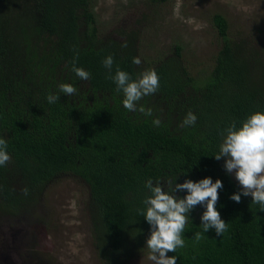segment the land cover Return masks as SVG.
Listing matches in <instances>:
<instances>
[{"label":"trees","instance_id":"obj_1","mask_svg":"<svg viewBox=\"0 0 264 264\" xmlns=\"http://www.w3.org/2000/svg\"><path fill=\"white\" fill-rule=\"evenodd\" d=\"M211 22L220 47L202 75H191L178 44L172 55L133 64L139 57L135 32L100 36L88 0H0V138L11 156L0 167V198L32 204L58 175L73 177L85 187L97 257L125 264L151 235L140 215L149 180L220 179L216 209L228 230L222 236L214 229L203 233L206 209L198 205L182 233L184 247L167 255L176 256V264H264V211L251 196L239 203L230 199L240 188L223 158H214L231 123L239 128L249 115L264 113V64L254 46L229 38L220 14ZM109 55L112 75L119 68L135 80L155 70L159 90L138 102L151 116L123 107V93L102 63ZM74 59L90 73L89 81L72 71ZM60 84H71L77 94L59 93ZM50 94L60 100L49 104ZM189 111L196 123L181 127ZM157 118L159 127L152 123Z\"/></svg>","mask_w":264,"mask_h":264},{"label":"rangeland","instance_id":"obj_2","mask_svg":"<svg viewBox=\"0 0 264 264\" xmlns=\"http://www.w3.org/2000/svg\"><path fill=\"white\" fill-rule=\"evenodd\" d=\"M88 1L100 36L135 32L141 61L172 55L178 44L188 72L202 75L220 47L211 22L217 13L229 38L254 46L264 64V0ZM85 204L83 183L69 175H58L32 204L0 199V264H106L96 255ZM148 256L145 247L125 264H153Z\"/></svg>","mask_w":264,"mask_h":264},{"label":"clouds","instance_id":"obj_3","mask_svg":"<svg viewBox=\"0 0 264 264\" xmlns=\"http://www.w3.org/2000/svg\"><path fill=\"white\" fill-rule=\"evenodd\" d=\"M122 47H127L126 41ZM132 62L137 66L142 63L139 57H134ZM102 63L108 69V78L113 80L117 91L123 93V107L129 112L139 111L151 116V109L138 107V102L159 90V77L155 70L143 71L134 80L128 72L119 68L114 75L111 74L114 63L111 55ZM72 71L80 80H90V73L76 67L75 59L72 61ZM58 87L59 93L65 96L77 94L76 87L71 84H60ZM60 96L50 94L47 96V101L49 104L56 103L60 100ZM196 120L197 116L189 111L180 126L191 127L195 125ZM152 123L159 127L161 120L157 118ZM222 136V143L214 158L225 159L224 170L228 174H234L240 185V190L232 194L230 199L239 203L241 196H251V202L260 205L261 211H264V113L256 112L249 115L239 128L235 122L231 123ZM10 162L11 156L7 152L6 140L0 138V167ZM176 178L177 176L161 179L166 183V190L161 180L155 184L149 180L145 185L150 195L143 201L146 211L140 210V215L150 225L151 235L146 241V248L149 250L148 259L153 264H176L177 257L168 256L167 253H175L177 248L184 247L182 233L190 218L189 214L198 205L206 209L201 216L203 233L214 229L217 236H222L228 230V224L221 219L216 209L218 190L223 188L222 181L216 179L213 182L211 177H206L196 182L186 180L183 183H176ZM185 190L187 194L183 198L176 195L177 192ZM22 191L25 195L28 194L27 188ZM200 235L197 233L196 238L199 239Z\"/></svg>","mask_w":264,"mask_h":264},{"label":"flooded vegetation","instance_id":"obj_4","mask_svg":"<svg viewBox=\"0 0 264 264\" xmlns=\"http://www.w3.org/2000/svg\"><path fill=\"white\" fill-rule=\"evenodd\" d=\"M1 199V198H0ZM24 206V205H23Z\"/></svg>","mask_w":264,"mask_h":264}]
</instances>
